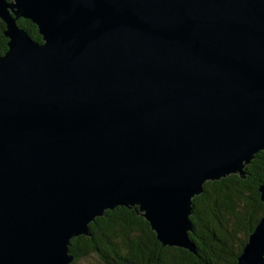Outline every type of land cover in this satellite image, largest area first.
<instances>
[{"label": "water", "instance_id": "obj_1", "mask_svg": "<svg viewBox=\"0 0 264 264\" xmlns=\"http://www.w3.org/2000/svg\"><path fill=\"white\" fill-rule=\"evenodd\" d=\"M0 20V264H73L133 207L198 256L192 198L264 151V0H0ZM235 264H264V209Z\"/></svg>", "mask_w": 264, "mask_h": 264}, {"label": "trees", "instance_id": "obj_2", "mask_svg": "<svg viewBox=\"0 0 264 264\" xmlns=\"http://www.w3.org/2000/svg\"><path fill=\"white\" fill-rule=\"evenodd\" d=\"M17 23L40 39L30 20L20 17ZM3 26L0 20V54L7 48ZM242 173L205 181L202 195L192 198L193 229L188 236L198 256L184 247L157 241L148 221L133 207L105 211L88 224L93 238L70 240L69 251L76 256L73 264L89 253L100 264H235L264 209L258 191L264 182V151L255 154Z\"/></svg>", "mask_w": 264, "mask_h": 264}, {"label": "rangeland", "instance_id": "obj_3", "mask_svg": "<svg viewBox=\"0 0 264 264\" xmlns=\"http://www.w3.org/2000/svg\"><path fill=\"white\" fill-rule=\"evenodd\" d=\"M78 264H100L97 256L93 253H89L77 261Z\"/></svg>", "mask_w": 264, "mask_h": 264}]
</instances>
